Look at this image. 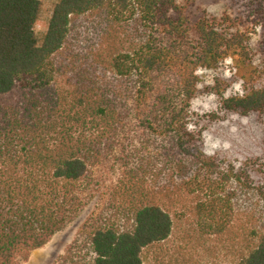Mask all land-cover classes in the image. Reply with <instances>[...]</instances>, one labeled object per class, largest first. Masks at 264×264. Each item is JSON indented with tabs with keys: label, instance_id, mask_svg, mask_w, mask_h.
<instances>
[{
	"label": "trees",
	"instance_id": "trees-1",
	"mask_svg": "<svg viewBox=\"0 0 264 264\" xmlns=\"http://www.w3.org/2000/svg\"><path fill=\"white\" fill-rule=\"evenodd\" d=\"M183 1L60 0L38 45L40 2L0 0V264L26 260L94 200L58 264H143L180 210L221 235L239 193L264 202V0ZM218 2L230 16L203 8ZM228 59L234 73L207 84L200 73ZM204 94L222 97L224 121L193 124ZM206 130L229 149L208 154ZM98 169L112 178L102 192ZM261 219L237 264H264Z\"/></svg>",
	"mask_w": 264,
	"mask_h": 264
},
{
	"label": "rangeland",
	"instance_id": "rangeland-1",
	"mask_svg": "<svg viewBox=\"0 0 264 264\" xmlns=\"http://www.w3.org/2000/svg\"><path fill=\"white\" fill-rule=\"evenodd\" d=\"M40 2V14L34 26L35 36L38 45L42 44L47 33L49 22L55 5L60 0H38ZM180 5H184L183 0H178ZM210 17L222 19L230 16L231 11L224 2L204 5ZM84 23L83 19L74 21L77 27ZM80 28H78V31ZM258 36L252 35V59L256 66L262 69V62L256 49ZM264 68V67H263ZM234 64L230 59L223 62L218 69L203 71L200 75L207 84L214 85L219 79L229 77L234 73ZM264 82V81H263ZM243 85L239 83L223 94V98L235 95H242ZM221 96L216 94L203 95L193 104L194 118L196 125L198 116H217V122L224 121L221 112ZM235 128H232L234 130ZM203 140L208 154H214L218 150L229 149L227 142L214 137L211 131L203 132ZM110 173L105 169L94 171L92 176V189L99 188L100 192L110 184ZM105 181V183H104ZM242 187V186H241ZM230 188H238L236 185ZM239 193L236 197L237 208H235L233 222L228 225V229L221 235H203L201 230L194 224V216L190 209L182 211L180 221L175 222V229L172 237L163 244L146 249L143 252V264H237L247 257L252 250L255 239L253 231H257L260 226L264 212V202L254 197L252 194ZM98 201H93L81 215L70 225L57 233L51 241L41 249L33 251L26 260L19 258L18 264H58L67 254L69 247L77 238L78 233L94 212ZM187 206L194 204L192 198L187 199ZM236 206V204H235Z\"/></svg>",
	"mask_w": 264,
	"mask_h": 264
}]
</instances>
